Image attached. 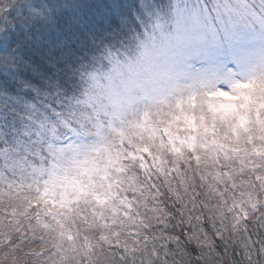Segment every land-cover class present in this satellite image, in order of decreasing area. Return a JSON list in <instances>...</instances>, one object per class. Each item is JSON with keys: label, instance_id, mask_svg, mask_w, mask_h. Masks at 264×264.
I'll use <instances>...</instances> for the list:
<instances>
[{"label": "rangeland", "instance_id": "obj_1", "mask_svg": "<svg viewBox=\"0 0 264 264\" xmlns=\"http://www.w3.org/2000/svg\"><path fill=\"white\" fill-rule=\"evenodd\" d=\"M228 72L177 80L83 143L46 148L47 163L38 152L39 165L2 175L0 191L21 195L1 201L0 235L36 206L33 233L54 241L38 264H264V64L219 92ZM158 181L172 196L162 204L148 191Z\"/></svg>", "mask_w": 264, "mask_h": 264}, {"label": "snow or ice", "instance_id": "obj_2", "mask_svg": "<svg viewBox=\"0 0 264 264\" xmlns=\"http://www.w3.org/2000/svg\"><path fill=\"white\" fill-rule=\"evenodd\" d=\"M264 64V0H0V174L83 143L177 80ZM237 70H240L237 72ZM59 137V139H58Z\"/></svg>", "mask_w": 264, "mask_h": 264}, {"label": "trees", "instance_id": "obj_3", "mask_svg": "<svg viewBox=\"0 0 264 264\" xmlns=\"http://www.w3.org/2000/svg\"><path fill=\"white\" fill-rule=\"evenodd\" d=\"M170 156L171 154L166 155V158L168 164L171 165L173 163L171 162L172 159ZM182 168L186 169L184 166H182ZM157 174L160 176L159 173ZM1 177L2 174H0V179ZM8 185L10 184H5V188L2 189V192L0 191V203L1 201H6V199H20V192H18L16 195H10L11 192L8 190L13 191V189L12 187H7ZM165 187L167 186L163 182L158 181L155 184H152L151 190L148 189V191L153 194H160L159 202L162 204L167 202L170 197H172L169 195ZM0 218H2L1 215ZM41 218L44 219V216L39 214L36 206H32L29 211L27 210L25 216H23L22 219H19V226L17 228L16 226L14 228L7 227L10 232H12V235H6L7 232L3 230L2 234L0 235V264H5L6 262L2 263V260L6 258L13 260L15 264H38V257L44 258L49 256L48 254L50 253L48 251L50 250L51 252L52 247L47 245L54 244L53 239L33 233V231L38 230V222ZM7 228H5L6 231ZM41 230L43 229L41 228ZM24 233H26V236H24ZM40 243L46 245L41 246L43 248L41 251L37 250V248L40 246Z\"/></svg>", "mask_w": 264, "mask_h": 264}]
</instances>
